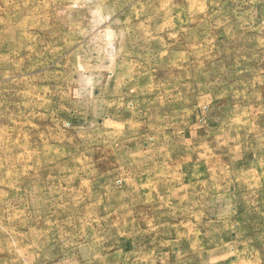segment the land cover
I'll use <instances>...</instances> for the list:
<instances>
[{
    "label": "rangeland",
    "instance_id": "374dc122",
    "mask_svg": "<svg viewBox=\"0 0 264 264\" xmlns=\"http://www.w3.org/2000/svg\"><path fill=\"white\" fill-rule=\"evenodd\" d=\"M0 264H264V0H0Z\"/></svg>",
    "mask_w": 264,
    "mask_h": 264
}]
</instances>
